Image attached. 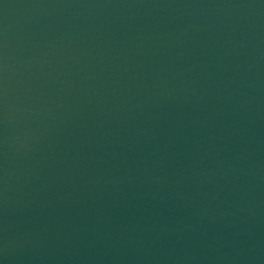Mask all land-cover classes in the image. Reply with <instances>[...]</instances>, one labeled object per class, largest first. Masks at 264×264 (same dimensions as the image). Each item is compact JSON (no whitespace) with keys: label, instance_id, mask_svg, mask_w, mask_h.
<instances>
[{"label":"water","instance_id":"95a60500","mask_svg":"<svg viewBox=\"0 0 264 264\" xmlns=\"http://www.w3.org/2000/svg\"><path fill=\"white\" fill-rule=\"evenodd\" d=\"M0 264H264V0H0Z\"/></svg>","mask_w":264,"mask_h":264}]
</instances>
